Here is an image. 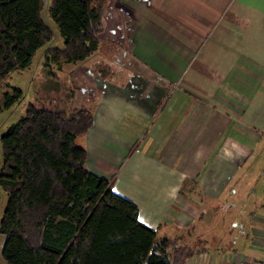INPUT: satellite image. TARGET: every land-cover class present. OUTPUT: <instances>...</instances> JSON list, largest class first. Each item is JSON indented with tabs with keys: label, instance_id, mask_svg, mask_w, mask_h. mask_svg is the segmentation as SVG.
<instances>
[{
	"label": "crops",
	"instance_id": "crops-1",
	"mask_svg": "<svg viewBox=\"0 0 264 264\" xmlns=\"http://www.w3.org/2000/svg\"><path fill=\"white\" fill-rule=\"evenodd\" d=\"M101 6L100 42L125 48L93 69L85 65L91 58L82 67L60 64L73 69V106L94 116L76 144L88 170L112 179L114 192L138 206L157 243L197 247L216 229L219 210L234 215L227 209L245 196L241 180L264 155V0ZM115 23L123 27L110 33ZM232 228L185 264L264 261V212Z\"/></svg>",
	"mask_w": 264,
	"mask_h": 264
},
{
	"label": "trees",
	"instance_id": "trees-1",
	"mask_svg": "<svg viewBox=\"0 0 264 264\" xmlns=\"http://www.w3.org/2000/svg\"><path fill=\"white\" fill-rule=\"evenodd\" d=\"M47 0H0V88L28 69L52 40L42 11ZM51 18L64 48L55 60L76 64L100 47L86 0H51ZM3 94L0 112L23 97ZM75 89L61 82L46 99L29 103L1 136L0 187L7 203L0 222L4 264H185L205 249L163 239L139 220L138 206L113 190V180L86 167L76 140L93 123L90 108L74 107Z\"/></svg>",
	"mask_w": 264,
	"mask_h": 264
},
{
	"label": "rangeland",
	"instance_id": "rangeland-1",
	"mask_svg": "<svg viewBox=\"0 0 264 264\" xmlns=\"http://www.w3.org/2000/svg\"><path fill=\"white\" fill-rule=\"evenodd\" d=\"M103 0H89L91 5V15L94 25L97 28L98 35L104 31L102 26V20L100 15V9ZM51 0H47L42 11V18L44 22L51 28L53 37L50 42H48L44 47L40 48L36 53L31 66L25 71L13 72L8 79L10 87L0 88V100L3 101V94L5 92H12L11 87H19L23 91V97L16 104H14L9 109H4L0 112V170L3 165V151L1 144L2 134L14 123H16L25 113L26 107L29 103H34L37 99L41 100L48 98L52 91H57L60 87L61 82H66L71 88L74 86V78L70 65H64L62 67L60 64L65 63L63 61L55 60V54H47L48 50L51 49H62L64 48V40L58 29V26L53 21L50 15ZM123 27L121 23H115L114 26H110V33H114L116 28ZM107 36V35H106ZM101 43V42H100ZM102 46L104 48H102ZM101 48V49H100ZM125 44H122L118 40H112L106 42L105 45L100 44L99 49L89 58L85 65L88 69H93L95 66L100 64H107L106 58L113 59V56L119 51L124 50ZM105 51V52H104ZM101 55H103L101 57ZM55 61V63H54ZM58 61V62H57ZM51 63L48 67H44L45 64ZM55 64V65H54ZM79 66L82 67V61L78 62ZM71 68V69H70ZM73 68H76L74 66ZM73 80V81H72ZM78 81V80H76ZM78 86V85H77ZM46 98V99H47ZM260 163L257 162V166L252 167V174L249 178H244L241 180V185L245 188L244 197H238L232 204V208L227 210L232 212L234 215L224 214V211L219 210V214L215 217V228L207 229L203 233L200 239L194 241V245L197 247L213 248L215 242L212 243L211 239L213 237H218L221 234V229L229 227L230 224L234 225V229L237 230L240 227H245L248 223L249 215L251 212L263 211L264 212V155L260 159ZM242 198L240 201L239 199ZM225 201V200H222ZM7 203V193L0 187V222L3 217V212ZM222 205V204H221ZM219 225V226H218ZM208 227L209 225L204 224ZM211 238V239H210ZM5 236L0 233V262L2 264L3 260L1 257V250L3 246Z\"/></svg>",
	"mask_w": 264,
	"mask_h": 264
},
{
	"label": "built area",
	"instance_id": "built-area-1",
	"mask_svg": "<svg viewBox=\"0 0 264 264\" xmlns=\"http://www.w3.org/2000/svg\"><path fill=\"white\" fill-rule=\"evenodd\" d=\"M233 264H264V261L259 262V263H252V262L246 261L244 259H241V260H237V261L233 262Z\"/></svg>",
	"mask_w": 264,
	"mask_h": 264
}]
</instances>
